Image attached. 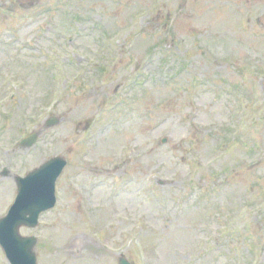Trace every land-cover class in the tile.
Returning a JSON list of instances; mask_svg holds the SVG:
<instances>
[{
	"label": "rangeland",
	"instance_id": "374dc122",
	"mask_svg": "<svg viewBox=\"0 0 264 264\" xmlns=\"http://www.w3.org/2000/svg\"><path fill=\"white\" fill-rule=\"evenodd\" d=\"M54 155L38 264H264V0H0V216Z\"/></svg>",
	"mask_w": 264,
	"mask_h": 264
},
{
	"label": "water",
	"instance_id": "95a60500",
	"mask_svg": "<svg viewBox=\"0 0 264 264\" xmlns=\"http://www.w3.org/2000/svg\"><path fill=\"white\" fill-rule=\"evenodd\" d=\"M36 139L37 134L29 135L22 145L30 147ZM64 165L65 161L57 157L24 178L17 176L18 196L8 215L0 219V243L11 264H36V239L22 237L19 228L22 225L35 227L39 215L54 205L55 182ZM121 264L128 263L122 261Z\"/></svg>",
	"mask_w": 264,
	"mask_h": 264
}]
</instances>
